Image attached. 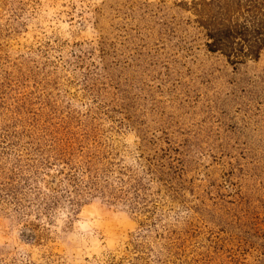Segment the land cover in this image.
<instances>
[{"label":"rangeland","instance_id":"1","mask_svg":"<svg viewBox=\"0 0 264 264\" xmlns=\"http://www.w3.org/2000/svg\"><path fill=\"white\" fill-rule=\"evenodd\" d=\"M258 2L0 0V264H264Z\"/></svg>","mask_w":264,"mask_h":264},{"label":"trees","instance_id":"2","mask_svg":"<svg viewBox=\"0 0 264 264\" xmlns=\"http://www.w3.org/2000/svg\"><path fill=\"white\" fill-rule=\"evenodd\" d=\"M260 1L262 2H258L255 5L253 4V7L251 6L252 12H258V13L264 12V0H260ZM240 2L241 1H238L236 8H241L243 6ZM262 20L263 19H258V25H255L254 23L253 24L246 23L236 30H233V28L235 27L234 26L232 27L231 30L227 31L226 33H222L220 31L221 34L225 37L217 38L215 37V34L212 31L213 34L212 33L208 34V38L211 40L208 43L209 49L212 51H220V50L227 51L228 50L227 48L232 44L231 38L234 39L233 32H236V34L238 33V37H236L234 41L238 40L240 51L244 52L245 50H247L246 53L251 54L252 56H257L262 46L264 45V20L263 21ZM212 24L214 23L212 22Z\"/></svg>","mask_w":264,"mask_h":264}]
</instances>
